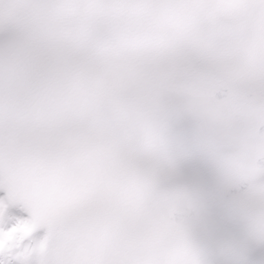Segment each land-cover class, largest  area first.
<instances>
[{
  "label": "snow or ice",
  "instance_id": "1",
  "mask_svg": "<svg viewBox=\"0 0 264 264\" xmlns=\"http://www.w3.org/2000/svg\"><path fill=\"white\" fill-rule=\"evenodd\" d=\"M0 188V264H264V0H0Z\"/></svg>",
  "mask_w": 264,
  "mask_h": 264
},
{
  "label": "bare ground",
  "instance_id": "2",
  "mask_svg": "<svg viewBox=\"0 0 264 264\" xmlns=\"http://www.w3.org/2000/svg\"><path fill=\"white\" fill-rule=\"evenodd\" d=\"M5 197L4 193L0 191V198ZM7 217H9L12 220L18 219V218H27L28 213L25 211L22 207H16L15 205H9L6 210ZM45 230L43 228H38L34 233L33 236L35 238H39L43 236Z\"/></svg>",
  "mask_w": 264,
  "mask_h": 264
},
{
  "label": "clouds",
  "instance_id": "3",
  "mask_svg": "<svg viewBox=\"0 0 264 264\" xmlns=\"http://www.w3.org/2000/svg\"><path fill=\"white\" fill-rule=\"evenodd\" d=\"M23 228H26V226H22V229ZM7 239V236L3 237V238H0V246H3L5 240Z\"/></svg>",
  "mask_w": 264,
  "mask_h": 264
}]
</instances>
